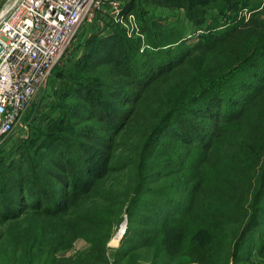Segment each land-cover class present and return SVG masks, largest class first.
Returning a JSON list of instances; mask_svg holds the SVG:
<instances>
[{
    "label": "trees",
    "instance_id": "obj_1",
    "mask_svg": "<svg viewBox=\"0 0 264 264\" xmlns=\"http://www.w3.org/2000/svg\"><path fill=\"white\" fill-rule=\"evenodd\" d=\"M211 1L215 0H187V17L195 19L191 10ZM139 2L125 0V11L136 16ZM156 2L153 7L169 5V0ZM147 15L136 16L143 38L126 37L111 17L118 29L104 39L108 42L101 52L106 58L96 52L85 54L73 69L72 80H64L66 87L83 93L87 113L79 119L91 120L104 134L99 135L100 150L80 148L83 153L68 159L61 148L58 155L64 161L54 163L63 174L54 173V180L22 162L0 173V264H108L107 248L115 251L109 246L112 235L93 239L77 226L95 231L114 216L116 206L122 209L126 204L131 215L149 207L152 212L146 215L152 221L137 228L138 237L111 264H216L213 240L226 242L216 237L223 224L234 232V257L222 264H235L244 243L252 235L264 234V220L257 232L250 230L264 213V20L252 15L191 42V36L173 23L165 25ZM116 48H122L127 60L113 54ZM261 55L254 81L246 86L227 82L244 63ZM108 62L114 68L107 81L99 71ZM230 86L237 98L223 94ZM67 96L72 98L73 93ZM258 97L263 106L251 109ZM67 113L62 110L52 134L66 128L62 125ZM190 113L204 123L206 119L213 132L187 124ZM73 127L69 123L67 130ZM199 129L200 133L185 135ZM81 161L86 165H79ZM121 173L126 179L117 182L118 189L109 184L104 195L98 194L109 203L106 219L100 210L74 211L77 201L93 193L98 180L112 174L119 178ZM112 193L119 198L108 197ZM192 218L191 236L180 233L169 243L167 228ZM200 232L210 237L194 244ZM78 238L88 242V250L60 258ZM259 252H264V243Z\"/></svg>",
    "mask_w": 264,
    "mask_h": 264
},
{
    "label": "rangeland",
    "instance_id": "obj_2",
    "mask_svg": "<svg viewBox=\"0 0 264 264\" xmlns=\"http://www.w3.org/2000/svg\"><path fill=\"white\" fill-rule=\"evenodd\" d=\"M156 1L158 0H141L142 3L139 2V8L135 13L136 16H142V12H147L151 19L160 18L165 25L173 23L174 27L180 29L185 36H191V42H199L198 40L201 36L206 34L209 36L216 31H222L225 29V26L246 21L252 15H258L264 20V0L211 1V3L198 5L197 8L191 10V15H193L195 19H191L192 16L187 17L186 15L187 0H169V5L162 6L161 4H156V6L153 7V5L157 3ZM136 16L135 19L137 18ZM136 22L139 26L137 19ZM113 23L110 13L102 10L95 12L89 19L85 20L80 25L76 34V39L71 47L55 65L48 80L32 95L29 103L23 111L19 124L5 138L0 140V173L3 171L6 172L10 166L14 164L19 165L22 162L21 164H24V167L30 169L36 168L44 175V177L54 180V173L63 174L62 170H60L54 163V159L60 158L58 152L61 148H63L62 152L64 157L68 159H72L73 157H76L77 154L83 153L80 148H87L89 152H98V150H100L101 147L98 143L99 135L102 136L104 134L100 133L95 123L91 120L84 121L79 119L80 116L87 113L86 106H84L81 101L83 93H81L77 87H66L64 85V80H72L70 76L73 69L78 66L85 54H95L96 52L99 54V56L98 54L96 56L100 59L106 58V53L101 52V49L105 42H108L104 40L108 37L106 35L113 32L111 30L117 31L118 29ZM139 30L140 34L144 36L140 26ZM135 37H139L138 34H132L131 37L128 38ZM212 39L213 36L208 40ZM118 43H122V41H118ZM122 53V48H116L113 51L115 56L123 57L127 60L128 57L126 58ZM207 53L208 52L206 51L204 54L207 56ZM260 60H263V55L248 60L242 65L239 71L229 76L227 82L238 84V86H246V83L254 81L256 76L259 75V71H256L255 69L257 66L256 64ZM113 68V65L108 62L100 67L99 73L108 81V78L113 72ZM61 72L62 75L58 76V73ZM263 81L264 80H262V82ZM77 86L80 87L81 85ZM93 87L96 88L97 86ZM72 88H74V90H72ZM225 88L226 87H224L223 94L226 98H237V95H234V89L232 86L227 89ZM69 92L73 93L72 98H68L67 94ZM259 98L260 97L255 100L251 109H257L263 106V104H261L262 99ZM63 109L68 110L62 125L66 128L60 131L61 133L52 134V125L60 120ZM71 121L73 122L74 127L67 130L69 123H72ZM189 122H194L195 124L204 127V131L209 133L213 132L210 131V127L208 128L206 119L204 123L199 115H193L190 113L187 124ZM201 130H188L185 135L193 136L194 133H200ZM228 143L230 144L229 140ZM60 160L62 159L60 158ZM82 162L83 161L79 162V165H86L85 162ZM126 174L131 177L132 172L126 171ZM120 176L117 178L116 175L113 177L112 174L109 178H101L98 180L97 187L91 191L93 193H90L87 197L77 201L74 211L80 213L83 209L100 210L101 214L104 216L103 218L106 219L109 210V203L103 201L99 195L105 194L104 188L109 184L114 189H118L117 182H120V180L125 181L126 179V176L122 175V173ZM59 188H62V186L60 185ZM108 197L111 199H117L119 198V195L117 193H112ZM147 200L151 201L153 199L149 198ZM126 205H124L122 209H120L119 206H116L114 209V216L108 219V223H105V225H102V227L95 231L91 230V226H77V228H81L83 234L87 233L93 239H97L103 234H105L104 237L107 234L112 235L109 246L115 251H110L107 248L105 257L109 259L110 263L108 262V264L113 262L112 258L115 257L119 251L129 246L131 241L138 237L135 234L137 228L140 226H147V224L152 221L151 218L146 215L151 214L152 211L146 206L139 211L135 210L132 215L127 213V233H124L125 236L123 235L124 238L122 239V242H118L116 247L114 245L116 242L112 240L124 221V212L127 208ZM263 220L264 213L260 216V219L250 227V230L257 232L260 225L263 223ZM193 221L194 219L192 218L191 220L183 221L178 227H172L171 229L168 227L169 243H173V240L177 239L180 233H184L186 238L191 236L194 227ZM222 227L223 229L217 233L216 237H223L227 240L224 244H218L216 240H213V245L217 246L216 248L218 252V255L216 256L218 259L216 264H222L223 259L227 260V257L228 260L233 262L234 257L232 255L234 232L225 224H223ZM207 237L210 236L201 232L198 233L193 238L195 239L194 244H201L199 240L202 238V241H205L204 239ZM250 242L253 244L251 245ZM263 243L264 234L257 236L252 235V238L244 243L241 253L234 260L235 264H264V252H259L260 246ZM73 244L72 248L62 251L59 254V257L67 258L71 255L82 254L90 247L88 242L83 238L76 239ZM231 262L229 264H231ZM175 263L176 262H173V264Z\"/></svg>",
    "mask_w": 264,
    "mask_h": 264
},
{
    "label": "built area",
    "instance_id": "obj_3",
    "mask_svg": "<svg viewBox=\"0 0 264 264\" xmlns=\"http://www.w3.org/2000/svg\"><path fill=\"white\" fill-rule=\"evenodd\" d=\"M124 6L125 0H0V140L19 124L32 95L95 12L108 11L128 37L143 38Z\"/></svg>",
    "mask_w": 264,
    "mask_h": 264
},
{
    "label": "bare ground",
    "instance_id": "obj_4",
    "mask_svg": "<svg viewBox=\"0 0 264 264\" xmlns=\"http://www.w3.org/2000/svg\"><path fill=\"white\" fill-rule=\"evenodd\" d=\"M125 229H126V225H124V224L121 225L120 230H119V234L122 233V232H123V234H124ZM118 236H119V235H117V236L114 238L115 241L117 240ZM116 247H117V246H116Z\"/></svg>",
    "mask_w": 264,
    "mask_h": 264
},
{
    "label": "water",
    "instance_id": "obj_5",
    "mask_svg": "<svg viewBox=\"0 0 264 264\" xmlns=\"http://www.w3.org/2000/svg\"><path fill=\"white\" fill-rule=\"evenodd\" d=\"M126 217H127V209L124 212V221H123L122 225L123 224L126 225Z\"/></svg>",
    "mask_w": 264,
    "mask_h": 264
}]
</instances>
